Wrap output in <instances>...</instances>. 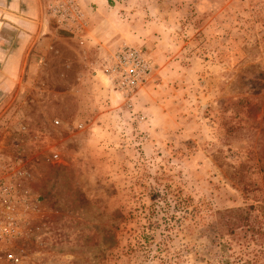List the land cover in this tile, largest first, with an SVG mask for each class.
Here are the masks:
<instances>
[{
	"label": "rangeland",
	"instance_id": "rangeland-1",
	"mask_svg": "<svg viewBox=\"0 0 264 264\" xmlns=\"http://www.w3.org/2000/svg\"><path fill=\"white\" fill-rule=\"evenodd\" d=\"M73 2L66 30L48 0L57 32L0 109L24 174L0 263L264 264V0H115L95 20ZM123 45L152 63L131 94L105 70Z\"/></svg>",
	"mask_w": 264,
	"mask_h": 264
},
{
	"label": "crops",
	"instance_id": "crops-1",
	"mask_svg": "<svg viewBox=\"0 0 264 264\" xmlns=\"http://www.w3.org/2000/svg\"><path fill=\"white\" fill-rule=\"evenodd\" d=\"M112 1L115 0H83L91 20L100 11L106 12ZM47 3L48 0H0V109L29 84L35 72L36 46L47 43L57 32L47 17ZM101 23L104 25V21L98 24Z\"/></svg>",
	"mask_w": 264,
	"mask_h": 264
},
{
	"label": "built area",
	"instance_id": "built-area-1",
	"mask_svg": "<svg viewBox=\"0 0 264 264\" xmlns=\"http://www.w3.org/2000/svg\"><path fill=\"white\" fill-rule=\"evenodd\" d=\"M50 13L57 24L66 30L79 29L84 21L83 14L73 0H52ZM105 64L109 82L123 94H131L140 88L149 79L152 71L150 58L141 49L128 45L117 47L106 59ZM2 173L3 175H0V215L3 212V204L10 202L11 188H14L12 182L24 177L21 169L16 170L15 165L5 163L0 157V174ZM9 231L7 223L0 226V240H3L4 235L7 236ZM5 260L9 263L17 262L12 254H7Z\"/></svg>",
	"mask_w": 264,
	"mask_h": 264
},
{
	"label": "trees",
	"instance_id": "trees-1",
	"mask_svg": "<svg viewBox=\"0 0 264 264\" xmlns=\"http://www.w3.org/2000/svg\"><path fill=\"white\" fill-rule=\"evenodd\" d=\"M234 212L239 214L240 217L234 218L232 227L237 228L238 226H241V227L246 226L245 224H247V217H242L243 216L242 210L232 211L230 213H234Z\"/></svg>",
	"mask_w": 264,
	"mask_h": 264
}]
</instances>
